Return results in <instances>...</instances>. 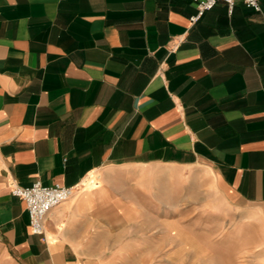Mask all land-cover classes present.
Listing matches in <instances>:
<instances>
[{"label":"crops","instance_id":"obj_1","mask_svg":"<svg viewBox=\"0 0 264 264\" xmlns=\"http://www.w3.org/2000/svg\"><path fill=\"white\" fill-rule=\"evenodd\" d=\"M261 7L0 0V264H194L199 170L264 230ZM36 181L75 186L45 239L10 193Z\"/></svg>","mask_w":264,"mask_h":264},{"label":"rangeland","instance_id":"obj_2","mask_svg":"<svg viewBox=\"0 0 264 264\" xmlns=\"http://www.w3.org/2000/svg\"><path fill=\"white\" fill-rule=\"evenodd\" d=\"M205 180L206 172L199 170L195 173L194 188L191 185L181 190L191 196L181 201L180 207L194 209L190 216L181 217L192 224L191 231L180 232L181 238L185 234L195 236L196 246L190 249L194 264H264V230L258 209L221 204L213 199L211 186ZM186 252L181 251L178 264H187Z\"/></svg>","mask_w":264,"mask_h":264},{"label":"built area","instance_id":"obj_3","mask_svg":"<svg viewBox=\"0 0 264 264\" xmlns=\"http://www.w3.org/2000/svg\"><path fill=\"white\" fill-rule=\"evenodd\" d=\"M193 2L196 6V14L189 18L190 24L197 22L205 12L211 10L219 2L226 3L230 13L237 2H242L257 12L262 11L261 0H193ZM74 191L75 186L66 187L59 184L46 186L39 181L28 187L13 183L10 188V193L24 202L30 232L33 235H40L43 239H45V219L48 213L66 201Z\"/></svg>","mask_w":264,"mask_h":264}]
</instances>
